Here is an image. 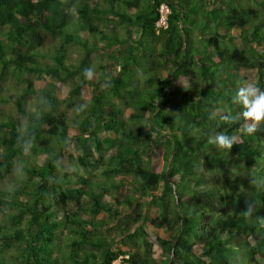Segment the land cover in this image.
Wrapping results in <instances>:
<instances>
[{
	"label": "trees",
	"instance_id": "trees-1",
	"mask_svg": "<svg viewBox=\"0 0 264 264\" xmlns=\"http://www.w3.org/2000/svg\"><path fill=\"white\" fill-rule=\"evenodd\" d=\"M252 70L264 89V0H0V264H264V125L247 134L232 102ZM84 83L87 102L69 101ZM217 132L231 150L208 143ZM159 146L156 170L144 162ZM143 220L164 234L156 258L139 249Z\"/></svg>",
	"mask_w": 264,
	"mask_h": 264
},
{
	"label": "rangeland",
	"instance_id": "rangeland-1",
	"mask_svg": "<svg viewBox=\"0 0 264 264\" xmlns=\"http://www.w3.org/2000/svg\"><path fill=\"white\" fill-rule=\"evenodd\" d=\"M235 42H237V44H239V42L235 39ZM70 56H75L76 54V50H70V52L68 53ZM105 56V55H104ZM76 57V56H75ZM73 57V59L75 58ZM96 57V54L95 53H90V56L87 60L89 59H93ZM106 62V59L103 58L102 59V62ZM96 68H95V73L94 75L97 76L99 74V70H97V65H95ZM104 69L106 71H110V63L107 61L106 65L104 66ZM111 72V71H110ZM246 74V77H245V81H248V82H252L254 76H255V71L252 70V71H246L245 72ZM44 76V75H43ZM42 78H45V77H41V78H33V86H40L43 83V80ZM8 81H6L7 83ZM56 90L57 92H59L60 94H65L66 90H67V85L63 82H57L56 83ZM79 94L77 96H74V95H70L68 96V100L71 101V100H80L82 101V103H86L87 102V99H88V96L89 94L94 91L95 89H92L91 86L87 83H84L81 87H79ZM141 98V93L138 91L135 92L134 95H131L129 96L127 99L131 102V105H130V108L133 109V107L135 105H137V99H140ZM29 101V100H28ZM29 106H31L33 104V99L29 101ZM5 108L7 111L13 113L15 112V108L14 106H12L9 102H7L6 104H4ZM59 107L65 112V114L68 116V117H71L72 116V112H71V109L69 106H67L65 104V102H61L59 104ZM126 110V109H124ZM128 110V109H127ZM126 112V111H125ZM124 115L126 116V113H124ZM69 123H71L69 121ZM135 125H137V122L134 121ZM71 130V129H70ZM264 140V139H263ZM162 147L159 146L157 149H154L152 151V154H151V157L150 159H148V161L144 162V164L146 166H150L151 168L153 169H156V170H160L161 168V164H162V156H161V149ZM34 157V156H33ZM33 157H29V158H33ZM41 156H38L36 157L35 156V159L38 161V160H41ZM63 163H64V166L65 168L64 169H69V170H72V169H76L77 168V165H76V162H75V159L73 158V155L72 154H65L64 155V159H63ZM80 172H84L83 169H80L78 168ZM90 169V168H88ZM16 176V172H14L10 177L9 176H5V178L2 179V182H5V186H7L8 188H10V186H17L19 185V182L18 181H15L14 180V177ZM98 176H101V174L98 173ZM115 177L118 179L120 176L118 174L115 175ZM94 190H97L99 191L98 189H95L93 188ZM106 191H111V192H125V193H129L132 191V188L129 186V185H123V186H119L117 188L113 187V186H107V189ZM155 191V190H154ZM111 197H108V199H110ZM144 199V197H143ZM110 201L113 202L112 199H110ZM122 207L125 208V204H122ZM155 213V212H153ZM145 214V213H144ZM97 216H101V214L97 215ZM141 224H142V227L143 229L145 230L146 234H147V237L150 239V244L146 243V245L143 243L141 246H139V249L140 251H144L146 246L148 245L150 248H149V251H150V254L156 258V256H158V253H159V250H160V247L159 245L155 244L153 241H154V238L156 236H164V234L159 230V229H155L153 227H151V225L149 224V220H143L141 221ZM136 227V225H134V228ZM102 234L105 236L107 234V231L102 229L101 230ZM113 243H114V240H110V245L113 246ZM60 246V243L58 242L57 243V247ZM251 264H254V260H251L250 261ZM4 264H7V263H4Z\"/></svg>",
	"mask_w": 264,
	"mask_h": 264
},
{
	"label": "clouds",
	"instance_id": "clouds-1",
	"mask_svg": "<svg viewBox=\"0 0 264 264\" xmlns=\"http://www.w3.org/2000/svg\"><path fill=\"white\" fill-rule=\"evenodd\" d=\"M84 75L86 79H92L94 77V69L91 67L85 69ZM111 81L112 76H107L101 85V88L105 90L110 88ZM232 102L242 107L239 117L245 121L243 128L247 134L255 133L259 130L261 125H264V89L255 83L244 81L232 97ZM85 108L86 105H80L78 106L77 111H82ZM220 119H222L225 123L231 124L236 121L237 117L223 115ZM24 136L28 137L27 140L24 139ZM24 136L20 135L18 143L23 149L30 150L31 147L34 146V135L29 136L27 131H25ZM235 142L236 137L229 136L224 132L214 133L208 138V143L214 145L220 150H231ZM252 211V206L247 205L245 215L250 216Z\"/></svg>",
	"mask_w": 264,
	"mask_h": 264
},
{
	"label": "built area",
	"instance_id": "built-area-1",
	"mask_svg": "<svg viewBox=\"0 0 264 264\" xmlns=\"http://www.w3.org/2000/svg\"><path fill=\"white\" fill-rule=\"evenodd\" d=\"M169 12V7L165 2H161L158 6V18L155 21L156 26H166V15ZM127 257V253H119L110 260V264H125L124 258Z\"/></svg>",
	"mask_w": 264,
	"mask_h": 264
}]
</instances>
